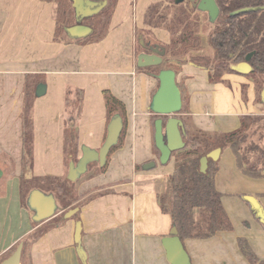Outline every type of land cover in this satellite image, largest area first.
Wrapping results in <instances>:
<instances>
[{
	"label": "crops",
	"instance_id": "1",
	"mask_svg": "<svg viewBox=\"0 0 264 264\" xmlns=\"http://www.w3.org/2000/svg\"><path fill=\"white\" fill-rule=\"evenodd\" d=\"M161 1L118 0L105 39L81 46L54 41V3L0 0V263L37 229L66 213L59 210L34 225L35 213L20 194L24 93L28 88L35 96L36 87L44 84L45 94L35 96L33 103L34 177L66 175L63 130L71 116L65 107L69 90L71 98L75 90L83 91L81 113L70 123L78 127L77 160L82 147L98 151L105 140L103 90L123 102L127 130L106 172L78 180V218L62 216L36 241L29 240L28 264H82L74 242L76 222L81 225L86 264H170L162 241L170 237L173 226L169 214L161 210L159 196L174 163L170 159L160 164L153 150L150 104L158 80L137 69V58L143 54L137 46L146 45L144 31L153 33L157 43L170 41L169 33L144 25L147 8ZM176 83L186 88L188 116L196 130L228 133L239 127L242 116L264 114L260 107L264 101L257 103L254 85L242 74H226L223 82L210 84L206 70L187 63L176 75ZM148 163L154 167L146 170L143 166ZM215 187L233 230L208 239L184 240L189 264H249L238 238H244L257 259L264 261V178L241 174L226 148L218 159ZM245 197L258 202L260 220Z\"/></svg>",
	"mask_w": 264,
	"mask_h": 264
},
{
	"label": "trees",
	"instance_id": "2",
	"mask_svg": "<svg viewBox=\"0 0 264 264\" xmlns=\"http://www.w3.org/2000/svg\"><path fill=\"white\" fill-rule=\"evenodd\" d=\"M43 1L56 5L54 41L81 46L97 44L105 39L118 2V0H101L102 6L96 11L90 14H79L75 7V0ZM215 3L219 14L216 20L211 23V28L206 36V43L210 49L208 54L203 52L204 47L199 35V17L192 14L193 10L196 12L197 2L196 5L194 4V8L189 5L183 8L181 4L176 5L174 0H163L150 5L144 15V25L170 31V41L164 46L163 51L161 48L159 49L162 60L159 66L137 67V69L157 79L161 70H172L177 75L183 65L191 63L206 70L208 82L216 84L223 82V77L226 74L241 75L233 67L244 62L245 57L251 54L248 61L251 71L246 76L253 83L255 90H263L264 0H215ZM245 8H257V10L231 15L232 12ZM76 25L85 26L90 29V32L82 37L70 36L67 30ZM157 48L155 45L137 46L138 52L147 55L153 54ZM176 84L181 94L182 106L180 112L174 117L181 122L178 129L183 141V148L170 154V159L174 160V168L167 179L165 191L159 196V204L161 210L169 214L172 226L176 229L177 237L182 243L186 239H208L219 232L233 230L232 223L221 202L222 194L215 187L218 161L208 160L205 173L200 172L199 161L216 148L221 150L228 148L234 155L236 167L241 174L251 179L264 178V146L261 147L258 144L259 140H264V116H242L239 127L228 133H207L196 130L188 116L186 88L181 84ZM155 91L151 96V101ZM71 93L69 90L65 99V107L71 116L63 130L66 175L62 178L50 176L40 178L34 177L32 174L35 96L33 91H29L28 88L25 90L23 109L20 115L22 145L20 194L27 207H29V194L33 190L53 196L60 205L59 210H64V212L79 208L81 205L80 197L76 192L79 179L70 182L67 180V173L69 163L77 162L78 127L75 123H70L75 121L81 113L83 91L75 90L72 98ZM102 98L107 125L114 116H119L122 120V131L116 145L110 150L106 163L102 167L96 163L98 165L96 170L89 176L106 172L110 156L122 147L127 130V116L123 102L109 90L102 91ZM256 100L261 104V96ZM168 118V116L156 114L150 118L153 150L158 158L160 153L154 143V123L157 119H161L164 126ZM189 127L193 129L191 132ZM254 131L261 134L258 136V141L252 139V136L255 135ZM27 189L28 194H26ZM102 193L106 192L100 194ZM57 210L56 213L59 211ZM254 213L260 220L261 217L255 210ZM63 215L64 213L45 227L37 229L22 242L20 264H28L29 240L36 241L44 231L61 222ZM72 218H78V212ZM262 223H264V219ZM33 224L36 225L38 222L33 221ZM237 244L249 264H264V261L257 259L244 238H238ZM17 246L11 250L10 255Z\"/></svg>",
	"mask_w": 264,
	"mask_h": 264
},
{
	"label": "water",
	"instance_id": "3",
	"mask_svg": "<svg viewBox=\"0 0 264 264\" xmlns=\"http://www.w3.org/2000/svg\"><path fill=\"white\" fill-rule=\"evenodd\" d=\"M185 0H174L176 5L182 4ZM79 2V14H90L102 6L101 0H78ZM197 9L201 12H206L213 23L218 14L219 9L215 3V0H199ZM257 8H245L237 10L231 13L236 15L243 12L255 11ZM68 34L72 37H82L90 32V29L85 26H72L67 30ZM251 58V54L245 57V61L234 66L233 69L242 74H248L251 71V67L248 65V61ZM161 57L159 54H142L137 58V67L146 68L152 66H159L161 64ZM158 88L155 91L150 109L153 114L168 116V120L163 126V121L158 119L154 123V143L158 149L160 156V164H166L170 159V154L173 151H177L183 148V141L178 127L181 126V122L175 118L182 106L181 94L176 84V75L172 70H161L157 75ZM46 86L39 84L35 90V96L41 97L45 94ZM261 98L264 101V89L261 92ZM122 131V120L119 116H114L107 125V132L105 140L98 151L91 150L87 147L81 148V156L76 163L70 162L67 173V180L75 182L83 174L86 173L88 165L97 163L99 167H102L106 163L107 156L113 146L116 145L119 136ZM221 153L220 148H216L203 156L199 161V170L201 173H205L207 169L208 160L213 162L218 161ZM144 169L149 170L154 167V163L145 164ZM1 176V172H0ZM245 200L251 205L252 209L257 212L259 217H262L261 207L258 202L252 197H245ZM28 206L34 211V220L37 222H43L51 219L56 214L57 205L53 196L45 195L38 190H33L28 197ZM78 212V208H73L67 211L64 215V219L71 218ZM170 237L165 238L162 241L163 248L166 252V256L170 264H189V258L182 247V243L177 237V231L173 227L169 232ZM81 225L79 222L75 224L74 242L77 246V255L82 264H86V257L81 247ZM22 243H20L15 251L4 259L0 264H20Z\"/></svg>",
	"mask_w": 264,
	"mask_h": 264
},
{
	"label": "rangeland",
	"instance_id": "4",
	"mask_svg": "<svg viewBox=\"0 0 264 264\" xmlns=\"http://www.w3.org/2000/svg\"><path fill=\"white\" fill-rule=\"evenodd\" d=\"M75 2V7L77 8V10H79V2H78V0H75L74 1ZM194 4L196 5V1L195 0H185L181 5V7H183V8H185L186 6H191V7H193L194 8ZM192 8V9H193ZM195 10H193V13L192 14H194V16H197V17H199V35L201 36V40H202V44H203V47H204V49H203V52H204V54L205 53H209L210 52V49L208 48V46H207V43H206V36H207V34H208V32H209V30H210V28H211V22H210V19H209V17H208V15H207V13L206 12H201V11H199L198 9H196V12H194ZM149 29H154V30H156V29H158V31H161V32H167V33H169V35H170V31H168V30H166V29H163V28H153V27H149V26H147ZM143 41H145L146 43V45L148 44L149 46H153V45H155L156 47H158L154 52H153V54H160L161 52V50L163 51V48H164V46L166 45L165 43H163V42H161V43H157L154 39H153V33H151L150 31L148 32V31H144V34H143V39H142ZM145 45V46H146ZM161 48V50H159ZM247 74H245V75H243L245 78H246V80L248 81V82H250L251 83V80L246 76ZM253 84V83H252ZM263 88V87H262ZM244 89H245V86H244ZM244 89H242V98H243V100H245V91H244ZM264 89V88H263ZM256 91V96L257 97H259V96H261L260 94H261V92H262V89H260V90H255ZM258 105V104H257ZM257 105H255L254 107L255 108H258V106ZM261 109H263L264 110V104H262L261 106ZM263 116H264V114H262ZM190 128V132L193 130V129H191V127H189ZM255 132V135H253L252 136V139L254 140V141H258V136L259 135H261L259 132H257V131H254ZM253 133V132H252ZM250 139H251V137H250ZM264 140H259V142H258V144L262 147V146H264ZM227 152H228V150H225V151H223V154H222V157L225 155V154H227ZM158 160H159V158H157ZM173 160V159H172ZM170 163V162H169ZM173 163H174V160H173ZM97 164L96 163H92V164H89L88 165V168H87V171H86V173L85 174H83L81 177H83V176H85V175H87V174H91V173H93L95 170H96V168H97ZM80 177V178H81ZM79 178V179H80ZM163 187V190L165 189V187H166V184L165 185H163L162 186ZM27 192H26V194H28V189L26 190ZM59 204V203H58ZM57 209L59 210L60 209V205H57ZM57 210V211H58ZM264 218V217H263ZM263 218L261 219V221H263Z\"/></svg>",
	"mask_w": 264,
	"mask_h": 264
},
{
	"label": "flooded vegetation",
	"instance_id": "5",
	"mask_svg": "<svg viewBox=\"0 0 264 264\" xmlns=\"http://www.w3.org/2000/svg\"><path fill=\"white\" fill-rule=\"evenodd\" d=\"M197 2V6H198V3H199V0H195ZM208 15V14H207Z\"/></svg>",
	"mask_w": 264,
	"mask_h": 264
}]
</instances>
